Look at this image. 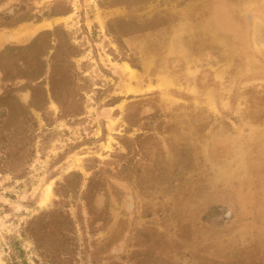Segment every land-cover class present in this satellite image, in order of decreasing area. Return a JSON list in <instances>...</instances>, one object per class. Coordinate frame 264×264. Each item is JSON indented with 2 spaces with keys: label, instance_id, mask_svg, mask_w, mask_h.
I'll use <instances>...</instances> for the list:
<instances>
[{
  "label": "rangeland",
  "instance_id": "rangeland-1",
  "mask_svg": "<svg viewBox=\"0 0 264 264\" xmlns=\"http://www.w3.org/2000/svg\"><path fill=\"white\" fill-rule=\"evenodd\" d=\"M24 2L41 20L12 27L39 28L0 53L60 26L78 75L60 104L49 70L22 76L35 52L0 61V264H264V0ZM55 208L73 223L42 218L69 248L50 261L22 231Z\"/></svg>",
  "mask_w": 264,
  "mask_h": 264
},
{
  "label": "trees",
  "instance_id": "trees-1",
  "mask_svg": "<svg viewBox=\"0 0 264 264\" xmlns=\"http://www.w3.org/2000/svg\"><path fill=\"white\" fill-rule=\"evenodd\" d=\"M21 1H23L21 5H15L11 10H7L0 13V16H4V20L0 21V27H12L24 21L41 20V15L39 13H34L35 8L31 10H25L21 12V14L17 15L18 11L16 9L26 8V2L24 1L31 0ZM55 14L56 13H51L50 15ZM122 21L125 22V20ZM10 51H17L20 53L26 52L27 56L31 52H35V56L40 62V64L33 68L31 73L29 72L28 75L24 73L22 74V76H26L27 79L31 82L30 85L35 81H39L40 79L42 80L39 81V84L44 85L46 81V74L49 70L48 82L50 84L49 91L51 92V97L61 104L64 98H71L74 95L73 86L76 83L78 71L75 62L73 61V57L79 55V50L78 47L71 41L68 32L64 28L60 26H55L53 29H44L37 33V35L29 43L24 45H7L0 53V61ZM0 68L1 70H4V68ZM59 73L64 75V78L68 80L67 88H64L59 85L57 78ZM43 92L44 93L40 101H32L29 106L22 104L24 116L26 118L28 134H31L32 128H35V126H37V120L31 112V108L33 107L37 110H43L44 104L49 100L48 90L45 87L43 88ZM0 130H3V128H0ZM1 134L2 133L0 132V138L2 137ZM24 147L25 150L28 151V156L31 157L34 152L33 147L30 146L29 143L24 145ZM15 169L16 168L13 165L0 166L1 172H12L15 171ZM46 215L53 216V218L62 216L64 219L63 224H65L66 226H72L73 221L70 215H63L59 208H55L50 211H43L40 214L33 216L24 225L22 234L33 238L36 243V247L40 251V253H45V255L48 256L51 254L50 250L54 249L53 254L50 258V261H54L55 258L59 255H65L68 252L69 248L60 245L44 244L47 238L49 239L52 234V232H49L50 229L47 228V225L42 223V218ZM62 237L68 238L65 233L62 234ZM63 238H51V240L52 242H64L65 240L67 241L66 238L64 240ZM42 240H44V242H42ZM67 262L68 259L65 258L63 259L62 264H66ZM12 264H18V262L14 261Z\"/></svg>",
  "mask_w": 264,
  "mask_h": 264
},
{
  "label": "crops",
  "instance_id": "crops-1",
  "mask_svg": "<svg viewBox=\"0 0 264 264\" xmlns=\"http://www.w3.org/2000/svg\"><path fill=\"white\" fill-rule=\"evenodd\" d=\"M16 31H17L16 27H10L6 32L0 30V50L4 47L6 42L10 41L9 39L11 38L18 39V37L23 34V33L17 34Z\"/></svg>",
  "mask_w": 264,
  "mask_h": 264
},
{
  "label": "bare ground",
  "instance_id": "bare-ground-1",
  "mask_svg": "<svg viewBox=\"0 0 264 264\" xmlns=\"http://www.w3.org/2000/svg\"><path fill=\"white\" fill-rule=\"evenodd\" d=\"M46 21H47V20H46ZM41 25L43 26V25H45V23H42ZM41 25H40V26H41ZM46 25H48L47 22H46ZM49 25H50V20H49ZM37 28H39V27H37ZM37 28H36V27H33L31 30L29 29L30 31L23 32V34L20 35V36L18 37V39L25 38L28 34L30 35V33H34V32L37 30ZM27 30H28V29H27ZM49 198H50V193H48L47 196H46V198L44 199L46 203H47V201H49Z\"/></svg>",
  "mask_w": 264,
  "mask_h": 264
}]
</instances>
